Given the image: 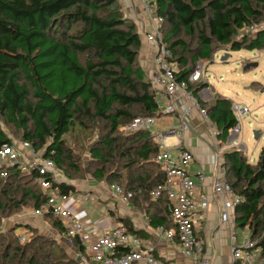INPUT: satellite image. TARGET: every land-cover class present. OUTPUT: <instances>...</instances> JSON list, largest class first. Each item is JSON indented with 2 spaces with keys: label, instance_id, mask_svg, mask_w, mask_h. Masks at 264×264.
I'll list each match as a JSON object with an SVG mask.
<instances>
[{
  "label": "trees",
  "instance_id": "obj_1",
  "mask_svg": "<svg viewBox=\"0 0 264 264\" xmlns=\"http://www.w3.org/2000/svg\"><path fill=\"white\" fill-rule=\"evenodd\" d=\"M155 13L164 18V41L178 63L176 75L188 82L196 97L211 87L207 82L190 83L198 62L211 63L222 48L264 50V0H156ZM124 14L118 0H0V147L11 142L8 133L16 135L51 158L73 181L83 169L65 137L78 125L90 130L89 122L102 121L104 135L90 150V160L101 166L94 177L103 180L106 166L119 155L127 171L123 187L132 192L131 201L153 205L151 192L165 179L162 166L154 161L158 144L149 131L122 128L136 117L162 116L163 110L146 71L138 65L142 39L136 23ZM165 24L171 26L167 35ZM251 27L257 28L245 33ZM182 32L199 43L190 60L189 45L179 38ZM201 104L225 146L239 125L234 102L216 94L212 102ZM223 159L227 181L243 198L235 207V226L251 230L250 238L264 259V148L256 164L235 148ZM121 177L119 169L112 171L107 183L120 185ZM59 186L64 193L77 192L74 184ZM46 201L34 174L9 168L8 177H0V229L15 210L42 208ZM165 201L156 200L163 205ZM165 206L151 218L152 227H172L167 201ZM45 220L65 234L50 212H45ZM22 226L0 231V264H42L40 258L56 264L50 262L52 253L41 257L32 248L39 238L19 241L16 230ZM13 233L16 241L10 237ZM75 246L84 251L78 242Z\"/></svg>",
  "mask_w": 264,
  "mask_h": 264
},
{
  "label": "built area",
  "instance_id": "obj_2",
  "mask_svg": "<svg viewBox=\"0 0 264 264\" xmlns=\"http://www.w3.org/2000/svg\"><path fill=\"white\" fill-rule=\"evenodd\" d=\"M118 1L133 17L140 13L139 9L142 8L141 13L145 18L143 33H141L145 41L142 42L151 45L154 51L153 70L148 77L150 85L157 94L162 93L170 98V102L161 107L163 108V115L173 116L177 114L182 122L180 129L172 131L178 139L175 147L177 149L176 158L169 150V144L165 142L164 135H153L155 142L159 145L154 160L165 171V179L163 183L152 190L151 196L153 200L165 199L167 201L170 218L174 225L172 228L159 226L156 230L169 241L177 242L180 254L184 258L190 259L191 264H212L211 258L205 256V245L197 236L195 226L196 214L206 211L210 207L209 197L205 191L206 176L203 172L195 176L189 172L188 168L194 161V154L183 144V137L187 130V124L183 122L192 111L183 103L184 101H194L200 109L202 117L206 120L208 113L202 107L201 102L203 101L200 93L208 88L201 90L199 97H196L189 90L188 82L178 79L176 75L179 70L178 63L174 58L173 51L164 41V18L155 13L156 0ZM256 28H248L245 33H251ZM205 79L207 80L204 65L199 64L189 77V81L196 84L206 82ZM179 94L183 96V99L178 100L183 109L182 113L175 103ZM233 111L238 121L250 113L249 107L239 104L233 106ZM1 115L0 110V118ZM162 116L136 117L122 129L128 132L145 130L151 133L161 121ZM240 132V126L230 132L227 143L231 147L227 146L228 148L241 150V145L238 144L237 140ZM10 139V143H5L0 147V177L2 179L7 178L9 168H16L23 175H35L36 183L46 195L47 201L45 207L31 210L30 213L43 220L45 212H50L54 218L60 221L69 242L75 248L77 242L84 247L82 252L76 248L82 264H135L138 262L146 264H188L185 262L165 263L156 258L154 247L143 246L141 238L132 233L124 224H118L102 235L92 233L90 231L91 222L79 217L69 208V204L75 199V193H64L59 186L63 183L73 184V181L68 180L56 163L51 158H45L43 152L38 151L32 143L15 137H10ZM218 155L213 157V163L220 171L223 165ZM110 188L124 202L129 203L131 201L133 194L127 192L124 187L111 184ZM213 193L216 197L224 199L221 219L223 222L231 224L234 260L241 264H264L261 248L257 247L251 238H248L242 247L236 243L237 234L232 227L230 211L242 202V196L234 190L225 178L220 176V173L215 179ZM16 234L21 243H26L31 232L22 226L17 228Z\"/></svg>",
  "mask_w": 264,
  "mask_h": 264
},
{
  "label": "crops",
  "instance_id": "obj_3",
  "mask_svg": "<svg viewBox=\"0 0 264 264\" xmlns=\"http://www.w3.org/2000/svg\"><path fill=\"white\" fill-rule=\"evenodd\" d=\"M146 45L147 50L143 52L146 56L144 61L151 72L153 70V63L151 60H153V58L151 59L150 56L151 54L153 55L154 51L152 50L153 47L151 45ZM217 54H215V56ZM211 63H213V61ZM199 64L208 65L209 63L202 64V62H198V65ZM205 81L211 85L208 79H205ZM211 88L212 85L208 89ZM208 89H205L200 93L202 101L206 103L212 102L215 96L214 95L211 99H208L210 96ZM220 95L227 97L223 94ZM157 96L161 103V107L170 102V98L162 93H159ZM181 99H183V96L180 94L177 95L175 103L182 113L183 109L179 102ZM183 104L187 108L192 109L189 116L183 122L187 124V130L183 137V144L194 154V161L189 166L188 170L193 176L200 172L205 174V191L207 192L210 201V207L208 210L201 211L195 216L196 234L199 239L204 242L205 256L211 258L212 264H241L240 262H236L233 257L231 224L229 222H223L221 219V214L224 210V199L216 197L213 193V185L216 177L219 176V173L220 176L227 180L226 169L223 167L222 170L220 169L219 171L218 167L213 163V157L218 155V153H220L218 156L224 157L225 152L230 151L231 149H229L227 145H221L220 141L217 139L218 129L216 125L210 120L209 116L206 120L202 117L200 109L194 101H184ZM181 126L182 122L177 114L173 116L164 114L159 124L156 125L153 128V132H151L152 135H164V140L169 144V150L174 158L177 156V149L175 147L178 143V139L172 131L180 129ZM238 126L241 128L240 124ZM259 158L254 161V164L258 162ZM250 162L253 163L252 160H250ZM221 163L223 165L222 161ZM73 184L75 185L74 182ZM110 185L111 184L107 182H103L93 185L89 190L81 187V191L79 192L77 190L75 193V199L69 204V208L79 217L91 222L90 231L96 235H102L118 224H127L126 227L129 228L132 233L142 232L141 235L134 234L141 238L143 246L154 247V255L156 258L165 263L185 262L191 264L190 259H186L180 254L177 242L169 241L156 230V227H152L150 224L151 218L156 215L158 209H160L161 206L163 208L166 207V201L160 202L164 203V205L159 204L156 200L153 201V205H151V203H144L142 200H132L129 203H126L110 188ZM226 198L228 199V197ZM230 214L232 215L231 223L233 225V230L236 231L235 209L231 210ZM27 215L31 220L38 219V221L43 222L41 221L42 219L34 217L30 212ZM166 215L167 212L164 211L163 216ZM14 224L16 223L14 222ZM21 224L26 225L28 222L21 221L18 225ZM170 226L174 227L171 219L169 221V227ZM33 227L36 228L35 225H33ZM236 234V243L238 244V233L236 232ZM248 238L250 237H246L245 241ZM66 241L70 247L74 249V256L76 255V259L80 262L77 249L69 242L67 237ZM135 264L146 263L138 262Z\"/></svg>",
  "mask_w": 264,
  "mask_h": 264
},
{
  "label": "rangeland",
  "instance_id": "obj_4",
  "mask_svg": "<svg viewBox=\"0 0 264 264\" xmlns=\"http://www.w3.org/2000/svg\"><path fill=\"white\" fill-rule=\"evenodd\" d=\"M122 11H125L124 15L131 18V20L136 23L138 32L144 42L145 39L143 34H141L143 33V25L145 21V18L141 13L142 8L139 9L140 13L135 14V17L132 15L130 16L123 6ZM261 26L264 27V24ZM170 29L171 26L165 24L164 31L166 35L169 33ZM179 38L189 45L190 53L187 55V58L190 60L198 50V40L186 36L183 32ZM143 42L138 58V65L146 71L147 76L149 77L151 72L146 66L147 64L144 61L146 56L143 54V52L147 50V45L143 44ZM222 49L226 50V48ZM225 50L219 51L218 54L216 53V56L214 55L215 58H213V63L200 61L202 64L209 63L208 65H204L205 77L212 85V88L208 89L210 96L208 97L207 95V97L208 99H211L216 94H223L228 98H231L235 104L249 107L250 113L239 120L241 132L239 133L237 140L238 144L241 145L240 149L243 151L242 153H245L247 159H249V161L252 160L254 163V161L259 158L260 153L264 148V50L248 51L243 49L238 52H229L230 57L227 61L223 62L221 61V58L226 54ZM150 58H153L152 54ZM191 65L192 67L196 66L193 63H191ZM88 125L92 127L90 130H84L78 125L65 137L67 145L71 148L73 154L80 157V165L83 169L80 175L73 178L76 190L80 192L82 189L81 187L89 190L93 185L103 182L106 183L109 173L117 171L118 169L119 173L122 175V179L119 180L120 186H125L127 171L124 169V163L119 159V155L106 166L107 172L103 180L94 177L95 171L100 169L101 166L90 160V150L95 141L100 140L104 135L102 129L106 126V123L97 120L94 123L89 122ZM3 127L5 128V126ZM10 129L12 132L16 131L13 127H10ZM255 132L258 133V138H256ZM8 134L10 137H14L10 133ZM121 134L124 135L123 133H120V135ZM228 144L229 143H227V146L231 147ZM221 158V161L223 162V156L220 157V159ZM18 197L20 198V196ZM29 212L30 207L15 210L11 216L3 219V226L0 231L8 233L9 230H13L15 226H18L21 221H26L34 231L31 232L30 239L33 237L39 238L38 242L32 247L36 253L40 254L41 257L52 253L53 255L50 262L56 264H78L76 260L77 256H74V249L70 247L66 241V235L56 228L54 222L50 220H41L43 222L38 221V219L31 220L27 215ZM14 222L16 224H14ZM32 224L35 225L36 228H34ZM236 232L238 233V245L242 247L244 246L246 237L251 236V230L248 228H237ZM10 237L15 240L14 233L10 235ZM14 246H18V244L15 242ZM30 256H32L31 251L29 253V257ZM47 261L48 260H42L40 258L39 263L45 264Z\"/></svg>",
  "mask_w": 264,
  "mask_h": 264
},
{
  "label": "water",
  "instance_id": "obj_5",
  "mask_svg": "<svg viewBox=\"0 0 264 264\" xmlns=\"http://www.w3.org/2000/svg\"><path fill=\"white\" fill-rule=\"evenodd\" d=\"M230 57V53L228 51H226V54L221 58V61H227V59ZM256 138H258V133L255 132Z\"/></svg>",
  "mask_w": 264,
  "mask_h": 264
}]
</instances>
